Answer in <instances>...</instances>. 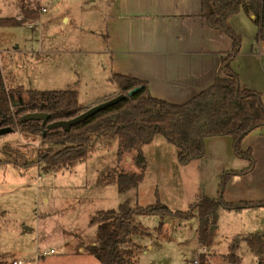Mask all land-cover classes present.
Listing matches in <instances>:
<instances>
[{
  "label": "rangeland",
  "instance_id": "obj_1",
  "mask_svg": "<svg viewBox=\"0 0 264 264\" xmlns=\"http://www.w3.org/2000/svg\"><path fill=\"white\" fill-rule=\"evenodd\" d=\"M109 1L0 0V20L23 19L30 10L39 11L37 20L22 26L0 24V83L7 89L76 91L83 111L108 100L107 96L119 95V87L110 80L104 39ZM253 137L241 144L242 150ZM215 141L220 140L208 141L210 153L200 161L198 172L196 162L181 168L176 147L157 136L143 149L149 159L143 183L120 193L119 176L141 170L133 161L136 153L128 157L131 160L118 163L117 141L98 140L85 161L46 172L38 154L48 145L40 137L20 132L0 137V264H100L87 252V246L99 242V225L92 223L99 213L118 211L128 200L132 208L161 202L173 211L185 212L197 199L218 194L221 167L249 166L248 160L230 155ZM260 146L264 157V144ZM62 148L58 145L52 150ZM253 186L248 180L241 184L242 191ZM231 191L228 199L237 196L236 190ZM230 211L220 219L221 228L207 246L211 264H231L228 254L239 256L241 264H254L256 255L244 241L222 235L229 228L244 229L242 218L248 225L257 216L244 212L239 218ZM167 218L135 216L138 230L126 247L135 254L134 264H193L203 249L197 223ZM163 223L166 232L160 235ZM52 249L54 253L44 254ZM38 250L41 258H37Z\"/></svg>",
  "mask_w": 264,
  "mask_h": 264
},
{
  "label": "trees",
  "instance_id": "obj_2",
  "mask_svg": "<svg viewBox=\"0 0 264 264\" xmlns=\"http://www.w3.org/2000/svg\"><path fill=\"white\" fill-rule=\"evenodd\" d=\"M250 5L260 15L258 40H264V0H251ZM244 6L243 0H202V17L212 29L220 31L233 42L232 51L223 59V71L227 78H218L201 94L184 104H172L154 98L146 81L129 76L114 75L120 94L126 99L108 107L89 119L74 125L70 131L47 130L44 135L42 121L23 122L30 113H45L48 123L69 121L83 111L76 91L25 90L23 87L7 89L0 83V129L10 127L14 132L38 136L47 149L39 151L38 163L44 171L56 168H72L85 161L98 140H114L118 143L117 160L121 164L133 154V161L141 170L135 174H121L118 179L120 193L138 188L144 181L147 161L142 149L162 136L178 151V161L188 165L204 158L206 140L229 136L234 141L237 156L248 160L249 167L238 172H225L221 179L220 196L217 199L203 198L188 211H172L158 202L154 206L132 208L128 200L119 210L101 212L93 218L98 224V244L87 248L100 264H134L135 254L126 247L138 227L135 216H159L197 219L198 241L205 247L211 237V227L217 225L220 208L241 211L264 207V201L227 203L224 191L236 175H245L255 167L252 150L244 151L241 144L253 131L264 127V103L261 94L244 87L231 67L233 59L241 52L242 37L230 26V19ZM248 6H246L247 8ZM39 18V11H28L23 19H1L2 26H22L29 20ZM31 21V22H32ZM141 87L133 95L128 93ZM119 94V95H120ZM14 97V100L11 99ZM22 99V103L21 100ZM46 129V127H45ZM63 145L59 151L54 146ZM163 224L158 228L160 231ZM258 264H264V234L244 237ZM231 264H241L237 255L227 256ZM201 264H208L206 255L200 256Z\"/></svg>",
  "mask_w": 264,
  "mask_h": 264
},
{
  "label": "crops",
  "instance_id": "obj_3",
  "mask_svg": "<svg viewBox=\"0 0 264 264\" xmlns=\"http://www.w3.org/2000/svg\"><path fill=\"white\" fill-rule=\"evenodd\" d=\"M243 1L244 6L240 12L229 21L230 26L242 37L241 52L233 59L231 67L238 75L241 84L261 94L264 103V40L257 39L259 25L256 23L260 15L251 7V0ZM109 6L107 35L104 39L107 47L106 54L111 63L110 80L112 82L114 75L146 81L154 98L181 105L210 88L216 79L228 77L223 71V59L232 51L233 42L220 31L209 27L202 17V0H110ZM251 136L254 137L244 151L252 150L255 167L248 174L236 175L229 181L224 191V200L227 203L264 201V157L259 148L264 144V127L253 131L242 144ZM212 139L220 140L215 141L216 146L220 145L230 155L237 156L231 137L209 138L206 140L204 158L182 165L181 168H188L196 162L198 166L196 170L200 172V161L209 156L207 143ZM143 154L149 163L144 151ZM177 154L178 151L176 153L178 160ZM127 159L131 160V158ZM226 167H221L217 173L220 185L225 172L246 169H227ZM246 180L253 181L254 186L248 190L244 188L242 191L241 184ZM235 190L237 196H231L228 199L227 192ZM219 196L220 189L216 196L205 197L217 199ZM201 200L197 199L195 204ZM226 210L220 208L218 223L211 232L210 240L205 247H201L205 249L204 255L208 257V264L212 262V254L207 246L221 228L220 219ZM230 212L237 217L243 216L244 212H247L245 214L253 212L257 218L247 225L241 217L242 226L244 225L243 228H247L248 232H242L244 229L241 227L229 228L228 231H224L222 237L233 239L237 237L245 242L246 236L264 234V207ZM169 219L176 218L168 217L167 220ZM192 220L198 225L197 219ZM165 232L166 225L163 223L160 235ZM219 245L222 246L221 243ZM201 252L202 249L198 251L197 256ZM36 253L37 258H41L40 251ZM254 260V264L259 263L257 256Z\"/></svg>",
  "mask_w": 264,
  "mask_h": 264
},
{
  "label": "water",
  "instance_id": "obj_4",
  "mask_svg": "<svg viewBox=\"0 0 264 264\" xmlns=\"http://www.w3.org/2000/svg\"><path fill=\"white\" fill-rule=\"evenodd\" d=\"M140 90H141V87H137V88L133 89L132 91H130L128 93V96H133V95L137 94ZM126 97H127V95H124V94L117 95L116 97L110 98L104 102H101V103L85 110L80 115H78L77 117H75L69 121H58V122H54V123H48L50 116L48 114H45V113H30V114L24 115L22 117V121L23 122L33 121V120L42 121V128L44 130V135L46 134L47 130L63 129L64 131H70L72 126L77 125V124L89 119L90 117H92L96 113L117 104L118 102L126 99ZM11 99L14 100V97L11 96ZM20 100L22 103V99H20ZM45 127H46V129H45ZM12 133H14V130L10 127H5V128L0 129V137H3V136L8 135V134H12ZM214 228H215V226L212 227L211 232H213Z\"/></svg>",
  "mask_w": 264,
  "mask_h": 264
},
{
  "label": "built area",
  "instance_id": "obj_5",
  "mask_svg": "<svg viewBox=\"0 0 264 264\" xmlns=\"http://www.w3.org/2000/svg\"><path fill=\"white\" fill-rule=\"evenodd\" d=\"M54 253V250L53 251H50V252H46L44 253L45 255L46 254H52ZM205 254V249H202V252L196 257V259L194 260L193 264H201V260H200V256L201 255H204ZM23 262H20V264H22ZM17 264V263H15Z\"/></svg>",
  "mask_w": 264,
  "mask_h": 264
}]
</instances>
